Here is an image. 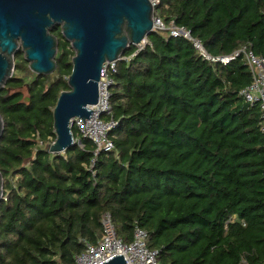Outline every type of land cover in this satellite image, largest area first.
<instances>
[{
	"label": "trees",
	"instance_id": "obj_1",
	"mask_svg": "<svg viewBox=\"0 0 264 264\" xmlns=\"http://www.w3.org/2000/svg\"><path fill=\"white\" fill-rule=\"evenodd\" d=\"M156 14L212 55L249 43L264 57V0H161ZM55 36L53 73L33 72L19 50L0 90V264H75L81 239L102 237L104 212L127 243L145 229L160 264H264L263 119L240 94L252 82L243 55L213 63L187 38L153 30L117 62L104 119L119 123L118 154L101 152L93 172L96 145L76 127L81 145L46 150L75 54Z\"/></svg>",
	"mask_w": 264,
	"mask_h": 264
},
{
	"label": "water",
	"instance_id": "obj_2",
	"mask_svg": "<svg viewBox=\"0 0 264 264\" xmlns=\"http://www.w3.org/2000/svg\"><path fill=\"white\" fill-rule=\"evenodd\" d=\"M56 26L75 51L69 89L61 91L53 110L56 139L46 146L51 153H62L76 143L71 120L90 118L91 107L99 101L103 65L154 30V6L150 0H0V90L14 73L20 46L33 72L48 75L56 70L58 40L51 32ZM3 130L0 113V137ZM125 263L117 254L101 264Z\"/></svg>",
	"mask_w": 264,
	"mask_h": 264
},
{
	"label": "built area",
	"instance_id": "obj_3",
	"mask_svg": "<svg viewBox=\"0 0 264 264\" xmlns=\"http://www.w3.org/2000/svg\"><path fill=\"white\" fill-rule=\"evenodd\" d=\"M150 1L154 6V30L168 31L170 37L182 36L187 38L193 43L204 60L226 65L243 55L245 63L251 70L252 82L243 88L240 94L251 106L255 104L260 105L262 111L261 117L263 119L261 130L264 133V57L256 54L250 48L249 43L230 54L212 55L204 47L202 40L194 37L189 29L177 25L174 21H171L169 25H165L156 14V7L160 4L161 0ZM149 43V40L146 38L141 43L135 45L137 49L130 56H121L117 60L106 62L101 70L99 81V101L91 107L93 110L92 115L84 121L80 117H75L71 120V128L76 127L84 137L91 139L96 145L94 159L90 166L93 172L96 159L101 152H116L118 154L111 132L119 123L113 118L109 120L104 119V116L110 115L112 109L110 88L115 83L112 74L117 71V62L119 60H129L136 56ZM37 137L39 138V135ZM74 141L81 145L80 138H75L74 136ZM3 197L6 198L5 196ZM101 223L103 227L102 237L97 243L82 238L81 241L84 242L85 249L75 256V264H101L117 254L124 256L125 264H160L158 261L160 250L151 249L148 246L149 233L145 229L138 225L135 226L133 239L127 243L118 236L110 212L102 214Z\"/></svg>",
	"mask_w": 264,
	"mask_h": 264
},
{
	"label": "flooded vegetation",
	"instance_id": "obj_4",
	"mask_svg": "<svg viewBox=\"0 0 264 264\" xmlns=\"http://www.w3.org/2000/svg\"><path fill=\"white\" fill-rule=\"evenodd\" d=\"M57 30H60V31H61V27H60V26L53 27L52 30H51L52 34L55 35V32H56Z\"/></svg>",
	"mask_w": 264,
	"mask_h": 264
},
{
	"label": "rangeland",
	"instance_id": "obj_5",
	"mask_svg": "<svg viewBox=\"0 0 264 264\" xmlns=\"http://www.w3.org/2000/svg\"><path fill=\"white\" fill-rule=\"evenodd\" d=\"M20 50L24 53V51L22 50V46H20ZM17 53L15 54V57H16ZM48 145V144H47Z\"/></svg>",
	"mask_w": 264,
	"mask_h": 264
}]
</instances>
